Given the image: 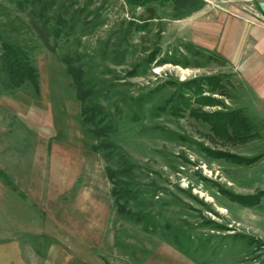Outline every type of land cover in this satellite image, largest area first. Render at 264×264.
<instances>
[{"label": "rangeland", "instance_id": "obj_1", "mask_svg": "<svg viewBox=\"0 0 264 264\" xmlns=\"http://www.w3.org/2000/svg\"><path fill=\"white\" fill-rule=\"evenodd\" d=\"M67 1L80 10L74 35L43 42L0 0L1 22L15 21L38 73V91L0 94V176L59 215L46 237L32 236L38 255L53 264H264V103L252 102L255 88L240 95L235 65L205 47V15L189 24L171 4ZM204 1L212 14L253 15L264 0ZM65 55L95 89L91 101L107 95L112 126L101 140L94 123H81ZM106 165L120 169L122 192Z\"/></svg>", "mask_w": 264, "mask_h": 264}, {"label": "crops", "instance_id": "obj_2", "mask_svg": "<svg viewBox=\"0 0 264 264\" xmlns=\"http://www.w3.org/2000/svg\"><path fill=\"white\" fill-rule=\"evenodd\" d=\"M207 8L209 7L205 4L201 9L183 18H188L191 24L192 20L197 21L200 16L203 17L201 14L205 15L203 29L204 40L207 43L205 47L210 45V49L226 59L227 63L235 65L238 80H240L238 84L240 95L246 98V93L255 88L253 91L259 97L256 96V101L253 96L252 102L263 104L264 101L261 99L264 97V14H257L254 10L253 15L241 11L234 15L227 9L224 10L225 13L212 14V9ZM183 18L176 20H183ZM209 29L218 36L210 34ZM193 33L196 34L193 36ZM197 33L198 30L191 32L194 38ZM244 90L247 91L245 94ZM248 97L251 98L252 95L248 94ZM1 176L0 200L4 201L3 207L0 208V264H53L49 258L38 255L36 240L32 236L46 237L47 232L53 231L51 226L54 223L53 213L57 215L56 211H44L43 204H40V207L34 203L36 200H42L41 194H37L40 197L37 199L38 197L33 196L31 192L28 195L17 193L15 190L17 187L10 186L12 182L6 181ZM68 217L67 215V219ZM63 219L60 215L61 222ZM63 228L65 227H60L61 231ZM31 241H35V244ZM48 241L50 242V239Z\"/></svg>", "mask_w": 264, "mask_h": 264}, {"label": "trees", "instance_id": "obj_3", "mask_svg": "<svg viewBox=\"0 0 264 264\" xmlns=\"http://www.w3.org/2000/svg\"><path fill=\"white\" fill-rule=\"evenodd\" d=\"M11 3L13 7L20 8L19 11L23 12L28 20L27 28L28 32L34 34V30L38 32L42 41L51 36L59 38L62 36H72L75 33V28L78 24L75 18L78 16L80 10L74 8L76 3L72 2L68 6L67 0H6ZM129 8L134 11L137 8H144L149 5H167L171 4L175 13L174 19H180L184 16L201 9L205 5L204 0H123ZM257 8L264 14L258 4ZM11 19V16H7ZM143 19H150L151 17H141ZM141 20V19H140ZM0 94L4 91H10L16 88H20L26 84L31 85L34 90H39L38 73L33 65L31 59L32 46L26 39H22L15 32H18L15 21H6L4 24L0 20ZM142 28V27H139ZM70 55L63 56V62L67 67V72L72 79V84L76 90L77 99L81 105V120L82 125L88 123H94L90 127V131L94 138L101 140L106 136L103 133L108 129H111L110 118H107L106 112L107 95H97L96 101H91V97L94 94L95 89L88 88L84 82V72L81 67L72 62ZM206 79V78H205ZM211 80V77H208ZM204 79L196 85L199 90L204 88ZM191 83V81L189 82ZM185 83V84H189ZM202 84V85H201ZM219 86V85H218ZM94 87V86H92ZM198 92V91H197ZM98 93V92H97ZM90 100L91 103H88ZM207 101V99H204ZM203 103V102H202ZM205 104V102L203 103ZM202 117L208 120L207 113H201ZM206 115V116H205ZM208 116V117H207ZM108 120V121H107ZM222 122L217 121L214 123L215 128L221 127ZM94 126V127H93ZM101 129H98L97 127ZM100 137V139H99ZM106 147H114V144L107 139L103 142ZM96 147V146H95ZM98 148V147H96ZM254 160V159H253ZM113 167V166H112ZM110 165H106V172L113 185V191L123 189L119 185V172L120 169H114ZM126 190V189H124ZM122 192V190H121ZM127 192V190H126ZM115 194L118 201L121 197ZM118 197V198H117ZM127 197V195L125 196Z\"/></svg>", "mask_w": 264, "mask_h": 264}, {"label": "water", "instance_id": "obj_4", "mask_svg": "<svg viewBox=\"0 0 264 264\" xmlns=\"http://www.w3.org/2000/svg\"><path fill=\"white\" fill-rule=\"evenodd\" d=\"M258 6H259L260 10L264 13V1H259Z\"/></svg>", "mask_w": 264, "mask_h": 264}, {"label": "built area", "instance_id": "obj_5", "mask_svg": "<svg viewBox=\"0 0 264 264\" xmlns=\"http://www.w3.org/2000/svg\"><path fill=\"white\" fill-rule=\"evenodd\" d=\"M222 10H223V9H222ZM224 10H225V9H224ZM233 14H234V15H237V14H235L234 12H233Z\"/></svg>", "mask_w": 264, "mask_h": 264}, {"label": "bare ground", "instance_id": "obj_6", "mask_svg": "<svg viewBox=\"0 0 264 264\" xmlns=\"http://www.w3.org/2000/svg\"><path fill=\"white\" fill-rule=\"evenodd\" d=\"M178 69V68H177ZM180 69V68H179ZM185 72V71H184ZM183 76V75H182Z\"/></svg>", "mask_w": 264, "mask_h": 264}]
</instances>
